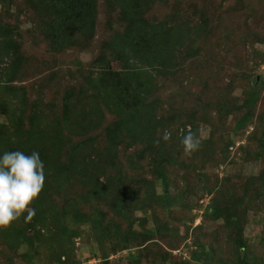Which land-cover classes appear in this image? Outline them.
Masks as SVG:
<instances>
[{
	"label": "rangeland",
	"instance_id": "1",
	"mask_svg": "<svg viewBox=\"0 0 264 264\" xmlns=\"http://www.w3.org/2000/svg\"><path fill=\"white\" fill-rule=\"evenodd\" d=\"M13 1L10 6L11 0L10 4L0 0V50L6 49L8 53L2 62L4 68L0 66V105L4 104L8 112L5 114L0 108V130L9 128V135L5 137H9L12 144L19 139H30L24 132L17 133L13 129L19 124L29 128L30 123H34L32 119L38 115V112L33 115L37 107L44 109L46 114L45 118L38 119L41 122L39 129L52 130V121L63 116L72 100L68 96L71 91L75 95H89L84 79L89 72L96 77L97 71L92 67L96 61H101L115 71L134 66L148 70L154 85L149 102L156 103L158 119L164 116L170 121L183 120L180 107L191 103L192 92L205 106L208 97L205 96L206 89H201L204 82L207 86L212 83L207 87L213 91L212 101L219 95H230L228 107L232 104V109H240L245 92L250 87L255 88L259 98L253 124L237 131L235 125L239 115L228 114L220 122L215 119L216 112L211 111L213 126L197 121L195 132L201 138V149L212 156L211 166L205 171L208 175L219 176V186H225L224 198L232 193L231 180L256 177L264 168V117L261 116L264 112V0H142L141 9L136 8L135 2L124 9L125 5L118 0H97L94 31L75 34L59 51L54 50L43 36L50 20L45 8L38 6L37 10L34 0ZM33 19H37L39 25L33 26ZM185 24L194 32L176 48L177 56L168 67L169 73L162 74V69L150 60L130 59L127 62L116 58L113 43L118 42L117 33H124L131 25L135 28L132 31L149 38L154 35L152 42L161 43L156 26L174 28ZM190 39L193 40L192 53L188 55ZM14 65L18 72L13 73ZM20 87L26 88V98ZM200 109L205 115L211 110L209 106ZM104 112V126L111 125L115 115L106 109ZM60 130L61 138L70 137L72 144L79 139L71 129L62 127ZM183 131L180 129V133ZM87 137L89 149L105 151L108 172L118 181L122 178L126 188L123 200L127 203L114 195L108 199L92 195L90 191L94 185L90 182L85 190L81 186L67 185L53 190L57 180L46 175L45 185L48 186H44L50 194L44 195L43 191L32 205L35 216L31 221L35 222V228L29 227L31 221L26 222L21 217L10 229L0 231V264H64L68 261L69 264H186L188 261L195 264L191 261L192 254L202 258L204 262L199 264L241 263L238 249L230 245V233L223 226L224 219L205 215L215 194L195 191L192 185V192H188L183 203L174 205L171 211L160 204H147L142 201L146 193L142 175L128 165L133 149L125 144L107 147L103 144L106 137L100 139L96 133ZM34 142L41 144L38 138ZM32 144L33 139H30L25 146ZM11 149L22 151L17 143L11 145ZM61 160L67 161L64 157ZM55 164L48 165L50 175L57 171ZM177 169V175L183 176L184 172ZM191 175L188 173L187 177ZM179 181L173 195L185 185ZM155 185L156 192L162 193L159 180ZM96 205L89 220L78 219L74 212L78 207L92 212ZM259 209L245 211L244 236L251 248L264 256V207ZM120 210L123 212L119 214ZM98 218H104L105 227H116L119 233L110 228L107 234H102L95 225ZM131 225L134 233L130 232ZM27 228L30 229L27 231ZM145 231L155 234L147 235ZM28 236L32 238L30 241L25 239ZM173 238V247L167 245ZM125 240L129 248L119 250L117 244ZM64 250L66 255L60 257Z\"/></svg>",
	"mask_w": 264,
	"mask_h": 264
},
{
	"label": "trees",
	"instance_id": "2",
	"mask_svg": "<svg viewBox=\"0 0 264 264\" xmlns=\"http://www.w3.org/2000/svg\"><path fill=\"white\" fill-rule=\"evenodd\" d=\"M34 1H36L35 8L43 6L50 19L45 25L43 36L54 50L59 51L61 47H65L70 42L68 40L73 38L72 36L75 34L84 35L95 29L97 0ZM7 2L10 4V0H7ZM118 2L125 5L124 9L133 2H135L136 8L139 9L144 5L142 0H118ZM13 4L14 1L11 0L10 6H13ZM32 24L36 26L39 25V22L37 19H33ZM181 27L156 26L158 29L156 35L161 42L157 43L152 42L156 36L152 35L150 38L141 36L139 35L140 32L132 31L135 28L131 25V29L125 30L124 33L122 31L117 33L118 42L113 43L116 49V56L118 55L116 58L125 59L127 62L130 59L138 62L150 60L154 66L160 68L159 70L162 69V74L169 73L168 69L170 68L168 67L174 63L177 56L178 50L176 48L183 45L188 35L194 32L189 25L186 26L185 24L182 29ZM190 41L191 44L187 51L188 55L192 53L193 40L190 39ZM6 56H8L6 49L1 48L0 66L2 68H4L2 62H4V57ZM108 66L101 61L95 62V66L92 68L97 71L96 77L89 72L84 79L85 85H87L86 89L90 91L89 95H84L83 93L75 95L74 91H71L68 96L72 100L67 104L63 116L52 121L54 122L52 130L39 129L38 125L41 122L38 119L41 117L45 118L46 114L44 109L37 107L33 115L38 112V117L36 116L32 119L34 123H30L29 128L19 124L18 128L13 129L17 133L24 132L26 137L33 139V144L26 147L25 144L28 146L30 139H19L15 142L18 147L25 153L33 152V148L39 151L40 159L44 163L45 176L47 175L48 178L57 180L53 190L61 186L64 187V185L73 186L74 188L81 186L85 190L90 182L94 185V188L90 191L92 195L101 199H108L110 195H114L123 200V193L126 192L124 191L126 188L123 186L122 178L121 181H118L108 172L109 169L104 157L105 151L89 149V143H87L89 138L87 136L96 133V137L100 139L106 137L103 144L107 147L125 144L129 149H133L128 165L131 169H135V173L142 175V181L145 184L146 193H144L143 202L160 204L163 208L167 207L168 211H171L174 205L183 203L184 196L188 192H192L190 189L192 185L195 191L201 190L207 192L208 195L215 194L211 205L206 208L205 215L214 217L217 220L224 219L223 226L230 233V245L238 249L239 256L242 258L240 264H264V256H259L251 248L244 236V224L247 221L245 211H259V208L264 207V168L256 177L244 178L239 181L231 180L230 192L232 193L229 194L228 198H224L223 195H226L225 186L223 185L222 188L219 186L221 183L219 176L208 175L205 171L211 166L212 156L204 153L205 150L200 148L198 152L187 157L183 153L181 144L183 135L188 131L187 126H191L194 132L197 121H202L204 124H212L213 126L211 111L216 112L215 119L220 122L225 120L228 114L236 113L239 115L235 125V130L237 131L253 124L259 98L258 91L250 87L245 92V101L242 103L241 108L232 109L230 108L232 104L228 107L230 95L228 97L219 95L212 101L213 91L207 88L212 83L207 86L204 82L201 85V89H204V91L206 89L205 96L209 100L207 98L205 106L211 108L210 113L205 115L201 112L200 108L205 106L198 100V95L192 92L191 103L187 104V107L186 104H182L180 107V112L184 116L183 120L170 121L164 116L158 119V112L155 109L156 103L149 102L150 95L154 91V85L149 79L148 70H141L134 66L133 68L129 67L115 71ZM12 71L13 73L14 71L18 72V67L15 69L14 65V70ZM19 90L22 91L21 93L26 98V88L20 87ZM82 94L84 95V101L81 97ZM216 105L223 106L217 107ZM0 108L5 114L8 113L4 104H1ZM105 109L115 115L111 125L107 126L103 124L106 120ZM241 111H243V114H238ZM261 116L264 117V112ZM62 127L63 129L72 130L71 133L79 138L76 143L72 144L70 137L68 139H65V137L61 138L62 132L60 128ZM165 129L172 132L171 140L168 142L162 139V132ZM180 129L184 130L183 133H180ZM7 135H9V128L4 127L3 130H0V156L6 151H13L12 149L10 150V147L11 145L13 147L15 143L12 144L10 138L5 137ZM33 137L38 138L41 144H36ZM157 139L160 140L159 146L154 144ZM209 143L213 146L211 139ZM63 157L67 159L66 162H60ZM50 163H56L54 169L57 170L51 175L47 173ZM177 167L180 168V172H184L183 176L179 177L177 175ZM188 173L192 175L187 177ZM101 178H104V181H101ZM156 180L160 181V186L163 189L162 193L156 192ZM179 180L185 185L183 188L180 187L181 190L177 194L173 195L172 191L174 187H178ZM45 186L43 189L44 195L49 192V189ZM123 202L127 203V200L124 199ZM113 203L115 204V202ZM96 208L97 205L91 212L90 209L83 211V207H78L74 212H76L78 219L89 220ZM122 212L120 210L119 214ZM173 214L171 215L172 217ZM34 223V221H31L29 227L35 228ZM95 225L97 230H100L104 235L109 232L110 228H113L110 226L105 227L104 218H98ZM29 229L27 228V231ZM113 229L117 231L116 227ZM130 229L131 232L133 225L130 226ZM32 230L34 231L35 229ZM66 230L70 232L69 229ZM168 232L170 234V230ZM145 233L151 236L155 234L149 231H145ZM159 233L161 234L160 231ZM166 235L167 238L172 237L171 234L170 237L168 234ZM25 239L30 241L32 238L28 236ZM173 240L174 238L169 242L167 241V245L173 247ZM118 246H120L119 250H124L129 248V243H126V240L124 243L120 241L117 244ZM65 255L66 252L64 250V254L60 255V257ZM191 261L195 264L204 262L201 257L195 254L191 255ZM64 264H69V261ZM186 264L192 263L188 261Z\"/></svg>",
	"mask_w": 264,
	"mask_h": 264
},
{
	"label": "clouds",
	"instance_id": "3",
	"mask_svg": "<svg viewBox=\"0 0 264 264\" xmlns=\"http://www.w3.org/2000/svg\"><path fill=\"white\" fill-rule=\"evenodd\" d=\"M172 132L163 130L162 139L171 140ZM160 140L154 141L159 146ZM181 144L190 157L201 148V138L189 129ZM45 185L44 163L37 151L30 155L22 151H6L0 156V231H7L21 217L31 221L35 216L32 205L39 199Z\"/></svg>",
	"mask_w": 264,
	"mask_h": 264
}]
</instances>
